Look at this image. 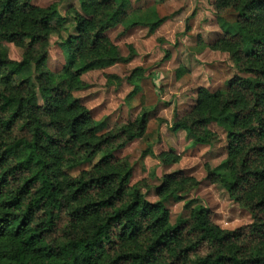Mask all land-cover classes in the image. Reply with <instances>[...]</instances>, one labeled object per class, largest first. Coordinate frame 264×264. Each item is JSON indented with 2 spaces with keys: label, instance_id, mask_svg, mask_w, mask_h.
<instances>
[{
  "label": "trees",
  "instance_id": "1",
  "mask_svg": "<svg viewBox=\"0 0 264 264\" xmlns=\"http://www.w3.org/2000/svg\"><path fill=\"white\" fill-rule=\"evenodd\" d=\"M213 4L219 13L236 10L238 26L199 43L227 53L237 72L216 90L199 87L189 110L174 112L171 129L210 147L222 142L211 125L223 130L226 157L204 164L205 180L222 186L252 223L224 229L210 208L185 200L202 181L183 169L164 173L155 186L146 178L132 184L135 164L117 152L145 136L150 112L111 127L75 95L88 86L84 74L132 60L108 34L140 24L131 22L130 0L70 7L76 32L62 39L66 62L56 71L47 63L50 40L68 33L59 5L0 0V264H264V0ZM168 18L142 26L153 32ZM7 43L23 50L20 61L10 58ZM187 71L180 66L176 75ZM144 73L138 67L129 76V97L142 89ZM151 150L149 142L142 156L164 167L183 158L173 149ZM181 201L188 216L173 223L170 206Z\"/></svg>",
  "mask_w": 264,
  "mask_h": 264
},
{
  "label": "rangeland",
  "instance_id": "2",
  "mask_svg": "<svg viewBox=\"0 0 264 264\" xmlns=\"http://www.w3.org/2000/svg\"><path fill=\"white\" fill-rule=\"evenodd\" d=\"M32 2L42 7L57 3L59 14L66 17L64 26L68 33L62 32L61 36L54 34L51 37L47 62L50 70H59L66 62L60 43L68 34H75L76 32L73 17L67 11L70 10L71 3L76 2L75 5L79 7V2L77 0H32ZM130 2L129 17L132 19L131 22L140 24L126 31V33H124L125 29L121 25L109 31L110 37L121 48L124 56L134 54L128 64H121L112 69L113 74L119 76L121 81L112 78L109 83L105 72L100 70L89 72L82 77V80L88 85L87 88L76 92L75 95L81 98L82 103L92 111V115L97 121L106 118L105 116H110L109 125L111 127L136 119L143 110L150 112L151 118L147 132L152 135V141H150L153 143L152 146L158 145L157 151H161L165 149L166 145H169L168 141L166 144L164 140L162 141L161 129L167 128L165 131L168 132L178 104L191 97L192 93L196 92V87L200 85L208 86L212 91L223 87L226 81L237 72L227 53L220 51L214 53L209 50V53L202 54L200 52L203 49L202 43L199 41L204 42L205 38L212 41L222 37L227 31H234L238 26V13L232 8L219 13L213 4V0H130ZM165 16L169 18L153 32H150L149 27L142 26L148 22L155 23ZM187 27L188 29H186ZM158 28L163 30H161L163 36L151 39L150 36ZM7 45L10 58L20 61L23 50L13 43H7ZM130 45L133 46L134 51L132 52L129 48ZM183 62L189 67L198 68L199 71L196 75L200 76L198 80H193V76H188L190 71L183 77H177L176 70L180 66L189 70V67H185ZM138 67L145 69V73L140 79L144 85L137 94L129 97L128 95L133 91L134 86L128 78ZM212 70H216L218 73L216 80L213 79ZM159 78L162 87L156 88L153 79H156L155 83L159 85ZM143 92L144 95L139 97ZM145 96L148 97L144 100ZM130 105L132 106L129 107ZM167 118H171V121ZM211 128L220 133L222 142L208 150H195L198 146L191 143L185 146L187 151H195L192 155L183 153L179 169L195 176L202 181V184L197 189L187 193L184 199H195L210 208L214 222L224 229L233 230L247 226L253 221L251 214L231 199L222 186L205 180L204 164L210 163L212 166H216L226 156L223 130L216 124H212ZM136 141L137 143L129 144L127 149L119 151L117 155L130 157L134 164L139 162L144 149H147L149 144L145 145V141L141 140ZM148 166H150L149 162L146 168ZM87 167L90 166H82L74 170L73 173L78 174L79 171ZM157 170L154 172L155 177H151L149 174L152 173L145 169L132 177L131 183L146 178L151 186H155L159 184V179L164 174V171L160 170L157 173ZM148 199L150 201L157 199L153 188L148 191ZM185 204L186 201L171 204L170 211L173 223L178 216H188Z\"/></svg>",
  "mask_w": 264,
  "mask_h": 264
},
{
  "label": "crops",
  "instance_id": "3",
  "mask_svg": "<svg viewBox=\"0 0 264 264\" xmlns=\"http://www.w3.org/2000/svg\"><path fill=\"white\" fill-rule=\"evenodd\" d=\"M80 0H77V2H79ZM72 5H70V7H72V6H75V7H78L77 5H75L76 4V2H73V3H71ZM74 4V5H73ZM122 26V25H121ZM143 28H147V27H143ZM133 29V28H132ZM161 30L162 29H157L156 31H155V33L152 35V36H150V38L152 39V38H154V37H158V36H161L162 34V32H161ZM111 31V30H110ZM163 31V30H162ZM108 34H110L109 32H108ZM148 35H150L149 34V32H148ZM163 36V35H162ZM205 42H210V40H207L206 38H205V40H204ZM129 43H132V42H129ZM201 49V48H200ZM212 51V52H214V53H216V51H213V50H211V49H209V48H205V49H201L200 50V52H202V54H206V52H208V51ZM209 53V52H208ZM198 56V55H197ZM183 63H185V62H183ZM118 65H121V64H119V63H117V64H115V65H113V66H111V67H108V68H106V69H104V70H100V71H103V72H105L106 74H113V72H112V69H114L116 66H118ZM185 67H187L188 65L185 63ZM189 67V66H188ZM188 70V69H187ZM96 71H99V70H96ZM190 71V72H189ZM198 68H194V67H192V66H190L189 67V70L185 73V74H188V72H189V74H188V76H193L192 77V79L193 80H198L199 78H200V76H196L197 75V73H198ZM90 72H93V71H90ZM89 73V72H88ZM212 75L214 76L213 77V79L214 80H216L217 79V76H218V73L216 72V70H212ZM184 76V75H183ZM182 76V77H183ZM154 77H156V75H154ZM164 78V77H163ZM162 78V79H163ZM187 78V77H186ZM144 80V79H143ZM156 80V79H155ZM155 80L153 79V82H154V85H156V88H160V86L162 87V83H161V80H160V78L158 79V81L161 83H159V85L157 84V83H155ZM152 82V81H151ZM144 85V82H141V87ZM201 86H203V85H200V86H198V87H196V91H197V89L199 88V87H201ZM204 87H208V86H204ZM144 88V87H143ZM209 88V87H208ZM218 89V88H217ZM144 95V92L143 93H141L140 95H139V97H141V96H143ZM148 97V96H147ZM146 96L143 98L144 100H145V98H147ZM195 99H196V92L195 93H192V96L191 97H188L187 99H186V101H181V104H178V106H177V109L175 110V111H178L179 113H185L187 110H189V108L194 104V102H195ZM129 100V99H128ZM186 103V105H184ZM132 105H130L129 107H131ZM128 107V108H129ZM126 112H127V110H126ZM126 112H124V115H126L125 113ZM174 115V114H173ZM105 117H108L109 119H110V116H105ZM167 119H169V121H171V118H167ZM170 129L169 130H167L168 132H166L165 131V129H167V128H162L161 129V133L163 134V136L161 137V139H162V141L164 140L165 141V144H166V142L168 141V143H169V145H166V147H165V149H163V150H170V149H173V150H175V151H178V152H180V153H184V154H190V155H192V153L195 151V150H197V149H200V150H203V149H206V150H208V149H210L211 147L210 146H205V145H197L198 147L195 149V150H193L192 152L191 151H187V149H185V146L187 145V144H189L190 143V141L187 139V133L184 131V130H178V131H175V133H174V130H172L171 129V123H170ZM164 131V132H163ZM167 133V135H166V133ZM161 134V135H162ZM152 135L149 133V132H147L146 134H145V136L143 137V138H139V139H137V140H141V141H145V145H147V144H149V142L150 141H152V137H151ZM156 137H159V136H157V135H155ZM134 142H136L137 143V141L135 140V141H133V142H131V143H129V144H134ZM128 144V145H129ZM153 144V143H152ZM128 145H126L123 149H121L120 151H124V149H127V147H129ZM144 149V148H143ZM146 149V148H145ZM144 149V150H145ZM157 149H158V145H153L152 146V150L151 151H153L154 152V154H158V153H160L161 151H163V150H161V151H157ZM119 152V151H118ZM117 152V153H118ZM121 153V152H120ZM126 155V154H125ZM226 157V156H225ZM224 158H222V160H223ZM221 160V161H222ZM153 161V162H152ZM148 162H149V165L150 166H148V168H146V165H148ZM154 165V166H153ZM157 166V173H159L158 171H164V173H169V172H172L173 170H175V169H177V168H179V166H181L180 165V163L179 164H176V165H173V166H170V167H164V166H162L161 164H160V162L156 159V158H154L153 156H151V155H147V156H142L141 157V160L139 161V162H136V164H135V169H134V173H133V176L132 177H135L136 175H138V174H140L141 172H143L145 169H148L149 171L152 169V168H154V167H156ZM190 169H191V167H190ZM149 171H148V173H149ZM132 179V178H131Z\"/></svg>",
  "mask_w": 264,
  "mask_h": 264
}]
</instances>
